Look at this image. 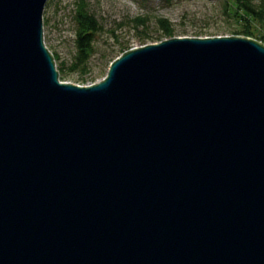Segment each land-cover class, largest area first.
<instances>
[{
  "label": "water",
  "instance_id": "95a60500",
  "mask_svg": "<svg viewBox=\"0 0 264 264\" xmlns=\"http://www.w3.org/2000/svg\"><path fill=\"white\" fill-rule=\"evenodd\" d=\"M46 0H0V264H264V45L131 48L60 83Z\"/></svg>",
  "mask_w": 264,
  "mask_h": 264
},
{
  "label": "rangeland",
  "instance_id": "374dc122",
  "mask_svg": "<svg viewBox=\"0 0 264 264\" xmlns=\"http://www.w3.org/2000/svg\"><path fill=\"white\" fill-rule=\"evenodd\" d=\"M76 1L46 0L42 27L46 48L51 55H57L54 64L59 82L77 86L102 81L111 63L125 51L169 38L162 34L158 18L170 23L174 30L172 37L230 36L240 28L227 13L224 0H85L87 10L94 15L100 29L95 34L93 53L87 61L88 72L84 73L82 67L71 70L78 28ZM251 30L253 35L246 37L264 45L255 38L259 31L256 23ZM61 64L63 70H60Z\"/></svg>",
  "mask_w": 264,
  "mask_h": 264
},
{
  "label": "trees",
  "instance_id": "16d2710c",
  "mask_svg": "<svg viewBox=\"0 0 264 264\" xmlns=\"http://www.w3.org/2000/svg\"><path fill=\"white\" fill-rule=\"evenodd\" d=\"M75 4V19L78 28L76 32V54L74 63L71 64V70L74 71L82 67L83 72L87 73V61L93 53V40L96 32L100 29V24L94 15L87 10L85 0H77ZM224 4L229 16L240 25L239 29L231 32L232 36L253 35L251 28L252 24L256 23L259 31L255 38L264 42V0H224ZM141 22L144 24L145 20L143 19ZM157 24L164 36L169 38L174 36V30L167 20L158 18ZM52 57L55 60L57 55L52 53ZM60 70H63V64H61Z\"/></svg>",
  "mask_w": 264,
  "mask_h": 264
}]
</instances>
